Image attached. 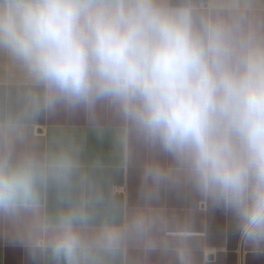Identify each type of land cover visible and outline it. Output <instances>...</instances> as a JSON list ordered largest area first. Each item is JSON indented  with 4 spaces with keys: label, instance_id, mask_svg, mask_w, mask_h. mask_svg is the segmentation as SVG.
Returning a JSON list of instances; mask_svg holds the SVG:
<instances>
[{
    "label": "clouds",
    "instance_id": "obj_1",
    "mask_svg": "<svg viewBox=\"0 0 264 264\" xmlns=\"http://www.w3.org/2000/svg\"><path fill=\"white\" fill-rule=\"evenodd\" d=\"M249 4L203 9L194 0H0V54L30 85L22 109L0 118V217L31 215L18 240L54 264H106L131 238L193 264L186 228L157 240L153 217L89 226L95 214L71 190L81 165L71 149L17 153L23 122L41 110L100 109L125 137L168 156L144 169L151 194L183 179L235 221L264 255V28ZM55 186L64 204L43 214ZM160 226H164L161 221Z\"/></svg>",
    "mask_w": 264,
    "mask_h": 264
},
{
    "label": "crops",
    "instance_id": "obj_2",
    "mask_svg": "<svg viewBox=\"0 0 264 264\" xmlns=\"http://www.w3.org/2000/svg\"><path fill=\"white\" fill-rule=\"evenodd\" d=\"M178 3L179 0H172ZM203 9L226 10L230 4H249L255 23L264 28V0H194ZM30 85L21 71L0 54V118L17 113L24 106ZM97 122L83 110L57 108L23 122L17 153L32 152L45 156L61 149H71L81 167L71 196L86 202L95 214L89 230L105 223L123 226L137 212L153 217L158 228L157 240L174 241L171 233L186 228L193 264H264V255H256L243 241L232 216L198 193L183 179L161 184L151 194L144 182V169L152 162L172 166L163 153L149 150L125 137L123 122L111 111L100 109ZM63 193L55 186L43 195V214L53 216L64 206ZM161 221L164 226H160ZM33 223L31 215L13 222L0 217V264H54L47 254L35 259L17 238L18 232ZM106 264H178L172 250L163 247L147 249L131 238Z\"/></svg>",
    "mask_w": 264,
    "mask_h": 264
}]
</instances>
